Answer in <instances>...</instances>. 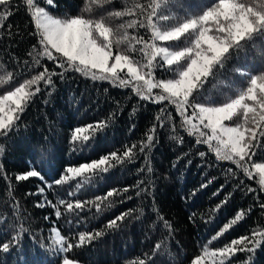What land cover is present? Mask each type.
<instances>
[{"label":"trees","instance_id":"obj_1","mask_svg":"<svg viewBox=\"0 0 264 264\" xmlns=\"http://www.w3.org/2000/svg\"><path fill=\"white\" fill-rule=\"evenodd\" d=\"M37 2L57 18L77 15L104 18L114 29L129 19L107 15L122 11L126 0H112L104 5L93 4L91 0H55V7L48 6L45 0ZM127 2L130 5L132 0ZM214 2L182 0L184 7H176L172 14L177 18H183L185 13L198 15ZM245 2L258 4L261 0ZM9 11L12 14L6 20L0 19L3 25L0 28V77L6 79L8 73H12L13 79L0 84V95L43 71L42 66L60 71L46 58L37 57L41 66L34 63L33 56L39 45L32 34L35 28L24 0H13ZM175 23L177 19L168 22ZM128 32L134 34L133 29ZM139 32L145 39L150 38L145 29ZM187 42L182 38L165 46L179 48ZM126 47L121 45L122 49ZM133 55L141 58L139 53ZM237 68L252 74L264 70V38L258 37L239 53L233 52L225 66L216 69L208 79L197 94V100L222 103L233 97L247 79L237 74ZM156 75L165 79L173 77V73L165 69H158ZM52 79L54 88L44 90L41 82L42 91L32 98L17 126L6 136H0V244L9 241L20 228L27 230L20 233L19 247L11 248L8 253L0 251V264H60L64 255L77 259L80 264H138L141 259L146 264H190L191 259L202 254L205 246L214 250L232 239L250 236L253 230L264 232V209L259 206L264 203V191L260 190L255 177H247L236 164L218 161L207 147L196 143L195 137L189 136L182 126L173 105L141 100L129 88L93 80L71 70L64 73L63 79L59 76ZM99 121H106L107 127L88 132L92 139L86 146L82 142H70L71 132L76 127ZM153 127L155 130L151 133L149 130ZM148 134H154V141L150 149L141 153L139 145L146 142ZM133 144L137 145V155L131 162L116 164L107 173L92 176L90 182L76 177L55 184L68 167H77L113 151L120 155ZM41 149L50 166L41 167ZM32 161L42 178L17 182L15 176L31 169ZM252 162H264V137L260 138ZM149 167L151 172H148ZM140 181L143 183L138 186ZM40 188L44 189L43 194L39 193ZM249 188L255 191H248ZM113 189L120 194L104 200L100 211L95 203H86L82 210L66 211L68 202L95 201L97 196L104 197ZM60 199L65 201L64 205L58 204ZM38 203L44 206L37 207ZM57 210L61 212L59 218L55 215ZM129 211L131 214L118 222L117 227L106 229L108 221ZM240 211L245 213L243 218L219 239L212 240ZM165 221L170 227L165 226ZM53 228L74 246L80 232L100 230L105 234L64 254L55 250ZM158 243L161 247L157 250L154 246ZM249 247H254V251L238 253L231 264L246 261L264 264V241Z\"/></svg>","mask_w":264,"mask_h":264},{"label":"snow or ice","instance_id":"obj_2","mask_svg":"<svg viewBox=\"0 0 264 264\" xmlns=\"http://www.w3.org/2000/svg\"><path fill=\"white\" fill-rule=\"evenodd\" d=\"M91 2L104 5L111 3L112 0H91ZM12 3L13 0H0V19L6 20L12 14L9 11ZM45 3L51 7L56 6L55 0H45ZM24 4L30 14V22L34 24L35 31L32 34L37 37L39 45L38 51H35L36 46H33L34 63L41 66L37 57L46 58L60 71L49 70L48 67L42 66L43 71L19 83L13 90L5 91L0 95V136H6L17 126L27 105L42 91L41 82L44 90L52 89L54 88L52 77L59 76L63 79L64 73L71 70L85 74L93 80L110 81L114 85L131 87L132 92L141 100L152 103L167 101L168 104L175 106L176 114L182 118V126L187 129L188 135H198L202 138L197 139L196 143L208 145L218 160L236 164L247 177L254 178L253 172L258 174L260 190L264 191V162H252L256 149L260 146V138L264 137V70L252 74L245 69L237 68V74L247 77L245 85L240 87L233 97L222 103L212 100L201 103L197 100V94L202 87L215 74L216 69L225 66L233 52L239 53L249 42L258 37L264 38V0L258 4L246 3L245 0H215L200 14L185 13L183 18H177L172 14V10L176 7H184L182 0H149L148 3L132 0L130 5L126 0L122 11L107 14L116 18L129 17L116 29L107 24L104 18L91 19L81 15L57 18L44 6H39L37 0H24ZM173 19H177V23L168 24ZM2 27L3 25L0 24V28ZM128 29H133L134 34L130 35ZM140 29L149 32L150 38L145 39L140 34ZM182 38L188 41L184 47L165 46L169 42L181 41ZM158 41L161 43H157ZM121 45L127 47L122 49ZM134 53H139L141 58H137ZM29 55L31 56L32 52ZM144 60L146 62H143ZM158 69L172 72L173 77L157 78ZM12 79V73H8L6 79L0 77V84H6ZM157 119L159 120V117ZM235 120L241 122L234 125L229 123ZM249 124L254 126L250 127ZM106 127V121L76 127L71 132L70 142H82L86 146L92 139L88 132L104 130ZM154 130L153 127L149 131L154 133ZM153 141L154 134H148L146 142H141L139 145V151L144 153L146 149H150ZM136 147L137 145L133 144L120 155L113 151L77 167H68L66 174L55 180V184L60 185L69 178L76 177H83L85 182H90L92 176L107 173L116 164L135 159ZM200 155L203 156L204 153ZM32 163L31 169L15 176L17 182L26 181L31 177L42 178L41 171L34 166L35 161ZM39 163L41 167L50 166V161L44 158L43 149ZM148 172H151L150 167ZM139 183L143 181L138 182V186ZM123 191L127 192L128 189ZM248 191L255 189L249 188ZM39 193L43 194L44 189L40 188ZM119 194L113 189L104 197L97 196L95 201L68 202L66 211L82 210L86 203H95L97 211H100L104 200ZM46 203L52 204L51 201ZM58 204L64 205L65 201L60 199ZM36 206L43 207L44 204L38 203ZM52 206L56 207V205ZM259 206L264 209V203ZM130 214L129 211L116 216L108 221L106 229L117 227L118 222H122ZM55 215L59 218L61 212L57 210ZM244 215L243 211L237 212L235 219L225 224L212 240L219 239ZM164 223L166 227H170L167 221ZM24 231L27 230L20 228L9 241L0 244V251L8 253L11 248L19 247L20 233ZM52 233L56 252L64 254L72 252L74 247L87 245L105 234L100 230L80 232L78 243L74 246L57 229L53 228ZM262 241H264V232L253 230L250 236L232 239L223 247L210 250L205 246L202 254L191 259L190 264H206V262L231 264V259L238 253L252 252L254 247L249 245H259ZM154 247L158 250L161 245L158 243ZM60 264H80V262L64 255ZM138 264H146V261L141 259ZM245 264H251V261H246Z\"/></svg>","mask_w":264,"mask_h":264},{"label":"rangeland","instance_id":"obj_3","mask_svg":"<svg viewBox=\"0 0 264 264\" xmlns=\"http://www.w3.org/2000/svg\"><path fill=\"white\" fill-rule=\"evenodd\" d=\"M159 42V41H158ZM157 42V43H158ZM85 75V74H84ZM87 76V75H86ZM87 77H89V76H87ZM90 78V77H89ZM102 81V80H101ZM106 82H108V83H110V84H112V85H114L113 83H111L110 81H106ZM114 86H117V87H120V88H125V87H121V86H118V85H114ZM127 88H129L131 91H132V89H131V87H127ZM155 91H158V90H155ZM138 97V96H137ZM139 98V97H138ZM164 102H166L167 103V101H164ZM152 103V102H151ZM160 103H162V102H160ZM156 104V103H155ZM158 104V103H157ZM174 108H175V106H174ZM189 114H190V112H189ZM180 119H181V121H182V118L180 117ZM205 131H207V130H205ZM194 137H195V139L197 140V139H202L201 137H199L198 135H193ZM201 145H203V146H205V147H207V149L209 150V152L216 158V155H215V153L213 152V151H211L210 149H209V147H208V145H206V144H203V143H200ZM217 159V158H216ZM218 160V159H217ZM218 161H220V160H218ZM220 162H228V163H232V162H230V161H220ZM234 164V163H233ZM252 176H254L255 177V180H256V183L259 185V183H258V181H259V176H258V174H256L255 172H253L252 173Z\"/></svg>","mask_w":264,"mask_h":264}]
</instances>
